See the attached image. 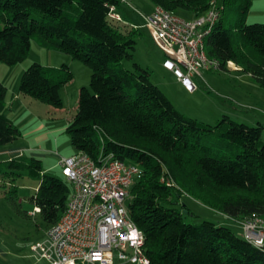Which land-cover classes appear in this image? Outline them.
<instances>
[{"label": "trees", "instance_id": "obj_1", "mask_svg": "<svg viewBox=\"0 0 264 264\" xmlns=\"http://www.w3.org/2000/svg\"><path fill=\"white\" fill-rule=\"evenodd\" d=\"M149 1L193 18L205 13L212 0ZM237 2L215 0L220 18L206 37L205 50L219 61V70L227 71L225 63L233 61L264 88V23H246L252 0ZM122 4L119 0H0V62H22L33 39L90 69L89 85L79 88L76 112L65 132L75 152L96 161L101 152H112L140 167L129 189L127 210L144 234L148 264H264V247L212 220L186 221V214L192 212L182 202L183 197H191L228 220L264 217V124L248 125L226 114L208 124L178 111L150 79V69L133 60L139 28L109 17L110 8L117 11ZM234 9L233 19H221L224 11ZM71 78L65 63L34 61L21 74L18 92L59 108L61 88ZM6 94L0 81V146L20 136L8 115ZM2 172L38 181L28 200L39 207L46 228L62 216L71 185L44 171L39 158L12 156L0 161Z\"/></svg>", "mask_w": 264, "mask_h": 264}, {"label": "rangeland", "instance_id": "obj_2", "mask_svg": "<svg viewBox=\"0 0 264 264\" xmlns=\"http://www.w3.org/2000/svg\"><path fill=\"white\" fill-rule=\"evenodd\" d=\"M128 1L129 4H122L117 12L123 17L124 22H130L139 28L140 34L136 38L133 60L140 66L150 69V79L163 90L178 111L208 124H214L222 114L228 115L232 120L252 126L257 125L258 122L264 124V88L241 70L204 71L203 78L193 77L197 84V88L193 92H188L177 84L163 69L162 62L165 59V53L161 45L150 37L149 32L142 24V18L134 10L136 8L142 13L149 12L148 10L152 6L151 2L149 0ZM242 3L243 0L237 2L239 5ZM179 14L186 19L190 18L184 12ZM236 15L237 9L224 11L221 14V19L224 20L228 16L233 19ZM245 21L246 23H264V0H252ZM233 40H235V36ZM34 61L52 66L65 63L72 72L71 80L60 91L61 107L54 108L36 101L33 108V111L40 116L39 119H45L46 130L52 131L46 144L43 145L47 155L40 159L42 168L64 178L55 152L64 157L75 153L65 132V127L76 112L79 88L89 85L91 71L85 64L72 56L58 50L43 48L32 39L29 52L22 62L14 65L0 62V81L6 85L8 90L6 100L11 97L13 89H18L21 74ZM125 63L130 67L131 62L126 61ZM235 65L239 68L236 63ZM14 94L16 93L14 92ZM56 140L60 148L55 146ZM37 184L36 179L26 175L11 174L9 176L3 172L0 174V264H44L43 260L34 256L31 245L43 238L46 223L39 213L33 217L23 216L24 210H30L29 212L34 210L33 203L28 199L35 193ZM178 188L179 185L176 186V189ZM10 197L16 201L17 207L13 205ZM130 198L131 196L128 195L124 200L126 207ZM20 200L24 208L21 206ZM182 202L186 203L192 212V214L185 213L186 221L199 222L202 219H209L217 224L230 227L235 234L243 237L241 226L228 220L218 211L191 197H183ZM15 208L21 209V214L17 213ZM184 212L186 211L184 210ZM114 261V264H120L116 257Z\"/></svg>", "mask_w": 264, "mask_h": 264}, {"label": "built area", "instance_id": "obj_3", "mask_svg": "<svg viewBox=\"0 0 264 264\" xmlns=\"http://www.w3.org/2000/svg\"><path fill=\"white\" fill-rule=\"evenodd\" d=\"M119 1L129 4L128 0ZM134 10L164 51L162 66L188 92L197 88L193 77L203 78L204 71L220 69L219 61L205 50L206 37L220 18L215 0L205 13L190 19L160 6H153L147 13ZM108 15L123 21L113 6ZM224 67L227 71L238 69L233 61H227ZM58 164L71 185V196L62 216L31 245L34 256L48 264H114L115 257L120 264H148L143 251L144 234L124 205L140 167L112 152H101L97 161L81 151L68 157L59 155ZM39 210L35 206L30 215ZM232 221L241 226L246 241L264 247V217Z\"/></svg>", "mask_w": 264, "mask_h": 264}, {"label": "crops", "instance_id": "obj_4", "mask_svg": "<svg viewBox=\"0 0 264 264\" xmlns=\"http://www.w3.org/2000/svg\"><path fill=\"white\" fill-rule=\"evenodd\" d=\"M152 8L153 5L148 11L150 12ZM163 69L164 71H167L164 67ZM167 72L169 76L173 78L177 84L183 87L182 83L177 78H175L170 71ZM14 92L16 94H14ZM35 102L36 100L32 99L29 96H22L18 92V89L12 90L11 97L7 100V104L9 106L8 115L15 123V125L19 128L20 136L17 139L13 140L12 142L0 146V161H4L12 156L19 154H24L27 156L32 155L33 157L39 159L41 158L43 159L46 157L47 152L44 150L43 145L46 144V141L48 140L50 134H52V131L46 130L45 119L44 120L39 119L40 116L35 111H33L34 104H36ZM54 144H56L55 146L57 148H60V145L57 140ZM55 156L57 157V163H58L59 155L57 154V152H55ZM20 203L21 206L24 208V205L22 204L21 200ZM15 211L20 214L22 212L21 209H17V208H15ZM29 211L30 210H24L23 216L33 217L37 214L36 213L35 215H30L32 211L31 212Z\"/></svg>", "mask_w": 264, "mask_h": 264}]
</instances>
